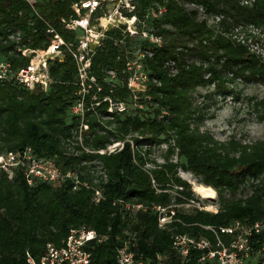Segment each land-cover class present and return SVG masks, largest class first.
<instances>
[{"label": "trees", "instance_id": "trees-1", "mask_svg": "<svg viewBox=\"0 0 264 264\" xmlns=\"http://www.w3.org/2000/svg\"><path fill=\"white\" fill-rule=\"evenodd\" d=\"M79 1L0 0V63L10 62L14 71L27 66L32 55L24 54L23 49L48 48L55 37L51 27L68 42L79 44V32L67 28L63 20L78 16L74 4ZM188 1L203 4L208 12L223 14L220 23L225 29L216 30L184 0H132L134 9H123L129 17L136 15L148 24L141 30L147 29L163 39L161 44L150 38L142 41L143 50L153 55L146 56L150 81L138 99L128 87L131 73L127 62L136 56V36L128 31L127 24L111 26L103 46H97L92 74L104 84V94L127 101L130 109L115 114L116 130L108 126L114 120L106 124L99 112L90 115L91 130L86 142L94 148L106 147L112 140L111 133L116 131L117 140L125 141L118 151H83L76 155L67 147L79 126V119L72 113L79 71L70 52L61 61L57 58L49 62L53 82L48 90H33L15 79H0V154L33 146L39 156L54 157L65 169L81 165L84 177L91 182L93 166L82 164L85 159L101 160L108 172L100 184L105 198L97 202L94 184V188H75L72 180L61 179L39 180L31 185L21 169L12 178L6 170H0V264H30L29 253L40 258L49 243L62 246L72 229L85 225L100 235H109L104 242L90 243L91 264H118V249L129 238L136 240L135 248L148 257L172 251V234L160 227L155 210L133 214L119 200L153 205L169 204L174 198L181 200L174 191L195 196L192 184L180 175L181 167L195 173L206 187L216 188L219 209L179 212V231L213 238V231L206 226L222 228L238 221L250 225L264 220V139L251 143L235 137L217 139L202 128L206 105L196 102L198 93L209 98L218 92L226 94V76L230 72L245 79L264 80V56L253 53L248 45L229 34L237 24L264 29V0ZM162 6L166 11L152 17L151 11ZM106 11L110 10L104 6L96 16ZM170 61L176 62L175 74ZM110 70L118 76L112 91L107 81ZM213 84L216 89L211 92ZM202 87H206L205 94ZM142 101L151 107L146 108ZM255 104L264 120V98ZM108 106L105 102L100 113ZM164 143L169 146L165 161L160 162L151 154L155 146ZM149 163L155 166L149 167ZM223 237L228 239L230 235L223 233ZM198 254L201 252L194 251L186 264H196Z\"/></svg>", "mask_w": 264, "mask_h": 264}, {"label": "built area", "instance_id": "built-area-1", "mask_svg": "<svg viewBox=\"0 0 264 264\" xmlns=\"http://www.w3.org/2000/svg\"><path fill=\"white\" fill-rule=\"evenodd\" d=\"M108 1L81 0L74 4V9L78 16L63 19L67 28L79 32V44L76 45L74 42H68L57 32L56 28L51 27L49 30L55 34V37L48 48L23 49L24 54L32 55L31 62L27 66L18 71H14L11 68L10 62L3 61L0 63L1 80L15 79L29 89L41 88L48 90L53 82L49 62L57 58L61 61L65 58L67 52H70L76 58L79 71L77 75L78 89L77 98L72 106V113L79 119V126L75 128L73 132L74 137L69 140L67 146L76 155L83 151L101 154L107 152L112 153L125 146V141L118 140L114 142L117 143L116 146L110 142L106 147L98 149L86 142L87 137L90 136L89 131L91 130L90 115L92 116L93 113L99 112L103 116L101 114L102 112L100 113V107L105 102L109 103L106 109L108 113L117 112L120 114V112L130 109L127 101H118L111 94H104V84L99 81L96 75L92 74V60L97 46H103L107 37V31L111 26H120L124 23L122 21L118 22L113 18L109 13L110 11L96 16L98 10L106 6L104 3ZM132 9L134 7L130 8L129 11ZM164 11H166V7L162 6L159 10H155L152 13L157 15L160 12L158 15H161ZM124 15L126 14L124 13ZM222 15H220V20H222ZM129 19L132 20L133 16L129 17ZM139 21L138 19V27ZM209 24L211 23L209 22ZM252 27L253 30L259 29L254 25ZM237 28L230 33L234 39L236 38V41L243 43V41L247 42L250 38L255 37L253 32H248L250 36L245 38L243 35L244 37L242 38L240 36L242 33ZM127 29L133 36L142 35L158 44L163 43L161 36L155 35L147 29H139L140 32H138V30H134L128 24ZM247 45L254 51L250 47V44ZM147 54L153 55V52L150 50H141L139 54L136 53V56L127 62L128 70L131 73L128 79V87L136 99L140 98V95L146 92L150 81L145 62ZM261 55L264 56V54ZM169 63L173 65L172 71L175 74L177 72L176 62L170 61ZM108 74L109 78L107 81L110 82L109 89L112 91L113 87L118 83V76L115 70H110ZM210 74L208 73L206 76L209 77ZM230 74L231 76L235 75L233 72H230ZM87 134L88 136L85 138ZM130 140L133 146L137 147L134 140L131 138ZM121 141L124 143L123 145H121ZM56 161L54 157L39 156L33 146H27L16 150H8L0 154V170H6L10 178H12L16 170L21 169L31 185H35L39 180L55 182L61 179L72 180L75 188L84 186L90 188L94 184L95 200L99 202L105 198L104 190L100 184L103 179H107L108 172L101 160L94 159L90 161L89 159H85L82 163L93 166L91 174L94 182L84 177L83 174L85 172L80 169L81 165L65 169ZM148 166L155 165L149 163ZM181 188L184 189V186H181ZM174 192L180 195L181 200L174 198L169 204L155 203L150 205L148 203L127 199L119 200L133 214L150 209L155 210L156 214H158L160 227L166 230L168 229L172 234L173 242L172 251L158 252L156 256L148 257L144 252H140L135 248L138 246V242L129 238L118 249V264H174L172 263L173 261L177 262L175 264H186L187 261L189 262L192 259L194 251L201 252V254H198L196 264H264V220L250 225L238 221L222 228L206 226L213 231L215 235L213 238L207 235H192L188 232H182L177 228V222L182 221L179 212H195L197 209H205L208 211L217 210L219 209V205L209 203V201L207 202L206 199L208 198L201 195L200 198L198 196L199 194L190 197L181 192ZM195 193L197 192L195 191ZM223 233L229 234L230 237L225 239ZM108 237L109 235H100L95 229L86 225L74 228L70 231L62 246L49 243L46 252L40 258L29 253L28 262L30 264H91L92 251L89 249L90 243L93 241L104 242Z\"/></svg>", "mask_w": 264, "mask_h": 264}, {"label": "rangeland", "instance_id": "rangeland-1", "mask_svg": "<svg viewBox=\"0 0 264 264\" xmlns=\"http://www.w3.org/2000/svg\"><path fill=\"white\" fill-rule=\"evenodd\" d=\"M131 2L132 0H109L107 3L104 4L110 10L109 12L110 15H112V17L115 18L118 22L120 21L124 23L126 22L128 25H131V27L134 30H138V32H140L139 29L145 26L147 27L148 24L139 21V27H138L137 25L138 17L133 16V19L130 20L129 16L124 15L123 12V9L125 8L130 9L134 7ZM184 3H186L189 8L198 9L200 11L199 16L203 19L208 20L211 23V25H215L217 27L216 30L222 31L225 29V26L220 23L222 22V20H220L221 19L220 13L215 14L212 12H208L205 6L198 2L184 0ZM155 10L156 9H153L151 11L152 17H157L158 14H160V12L158 13L156 12L157 15L153 14L152 12H155ZM222 19H223V15H222ZM252 25L253 24H248V25L237 24L233 26L234 28L232 30L238 27L237 30L242 33L240 35L242 38L244 36L245 38L249 37L250 35H248V32H253V34L257 36L250 38L249 41L247 42L243 41V44L245 45L250 44V47L254 50V51L251 50L253 53L264 54V29L259 28L253 30ZM152 29L156 30V26H154ZM149 36L151 35L149 34ZM145 38L146 36H142V35L136 36L135 39L136 42L133 45L135 49L134 51L136 53L139 54L141 50H143L142 41H144ZM191 45H193V43H191ZM229 77H233L234 79L231 80L229 79ZM226 78L228 80V82L226 83L228 85V91L226 94L224 92L223 93L218 92L216 93V95H212L211 98H209L206 97L205 95L200 96V94L198 93V100H196V102L199 103L203 102L202 104L206 105L203 110L205 113H207L206 119L202 122V128L204 130L205 129L208 130L219 140H229L235 137L243 142L249 141V143H251L257 140L264 139V120H261L258 113V108L255 104L256 100H259L260 98H264V80L260 78L245 79L244 76L237 77V76H231V74L227 75ZM215 89H216L215 84H213L210 87L209 91L212 92ZM201 92L202 93L206 92V87H202ZM142 96L143 95H141L140 97ZM143 104L146 106V108L147 106L151 107V104H147V102ZM143 104H140L139 107L143 108L144 107ZM116 113L117 112L108 113L105 111L101 113L103 115L101 116V118L104 123L108 124L107 122L108 120H114V122L111 125L108 124L109 128L114 130H116V120H117V117L115 115ZM114 132L116 133V131H113L111 133V139H112L110 141L111 143L118 141ZM87 136L88 134L85 136V138ZM123 144L124 143L122 142L121 145ZM112 145L116 146L117 143H114ZM168 146L169 144L167 143H164L162 146L159 145L155 146L151 156L153 158L159 159L160 161H164L165 160L164 155L168 149ZM145 147H148V144H146ZM172 157L179 159L178 155H174ZM180 175L183 178L187 179L192 184L193 190H195V187L197 185L205 189L211 188V186L205 187L204 185L205 183H201L199 177L195 173L188 171L183 167L180 168ZM246 190H249V188L247 187ZM197 194L199 193L197 192L196 195ZM239 195L240 196L243 195V192L240 193ZM198 196L201 198V196L203 195L200 196L199 194ZM217 196H218V192H217ZM217 196H216L217 199L208 198L206 199V201L207 202L209 201V203H214L216 205H219Z\"/></svg>", "mask_w": 264, "mask_h": 264}, {"label": "bare ground", "instance_id": "bare-ground-1", "mask_svg": "<svg viewBox=\"0 0 264 264\" xmlns=\"http://www.w3.org/2000/svg\"><path fill=\"white\" fill-rule=\"evenodd\" d=\"M129 21V20H128ZM206 187V186H205ZM195 190L200 194L203 195L205 198H209V199H216L217 196V190L211 186V188H203L200 186H196Z\"/></svg>", "mask_w": 264, "mask_h": 264}]
</instances>
